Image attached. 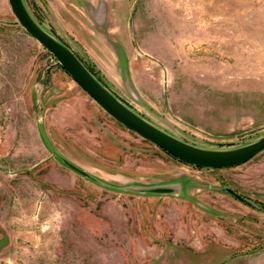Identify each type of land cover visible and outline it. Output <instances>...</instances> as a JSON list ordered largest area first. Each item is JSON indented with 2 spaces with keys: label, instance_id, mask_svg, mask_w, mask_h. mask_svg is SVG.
Segmentation results:
<instances>
[{
  "label": "rangeland",
  "instance_id": "1",
  "mask_svg": "<svg viewBox=\"0 0 264 264\" xmlns=\"http://www.w3.org/2000/svg\"><path fill=\"white\" fill-rule=\"evenodd\" d=\"M23 3L164 132L209 149L264 134V0ZM0 264H264V149L226 168L176 159L108 116L0 0Z\"/></svg>",
  "mask_w": 264,
  "mask_h": 264
},
{
  "label": "water",
  "instance_id": "2",
  "mask_svg": "<svg viewBox=\"0 0 264 264\" xmlns=\"http://www.w3.org/2000/svg\"><path fill=\"white\" fill-rule=\"evenodd\" d=\"M7 3L15 21L54 57L57 64L108 116L176 159L199 168H226L240 165L264 149V134L240 146L228 149H209L188 144L164 132L117 99L67 45L39 26L27 11L23 0H7ZM38 130L43 143L55 157L73 171L88 177L85 171L60 157L48 143L40 126ZM177 189V186L170 184L139 191L168 194L176 192ZM222 190L240 201L247 202L229 187H223Z\"/></svg>",
  "mask_w": 264,
  "mask_h": 264
}]
</instances>
